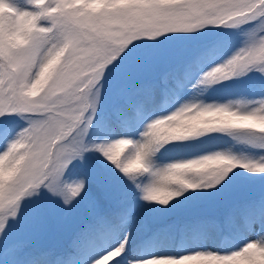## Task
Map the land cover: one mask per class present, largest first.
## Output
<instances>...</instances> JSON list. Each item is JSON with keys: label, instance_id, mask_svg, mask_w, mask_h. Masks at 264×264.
Here are the masks:
<instances>
[{"label": "snow or ice", "instance_id": "obj_1", "mask_svg": "<svg viewBox=\"0 0 264 264\" xmlns=\"http://www.w3.org/2000/svg\"><path fill=\"white\" fill-rule=\"evenodd\" d=\"M0 264H264V0H0Z\"/></svg>", "mask_w": 264, "mask_h": 264}, {"label": "trees", "instance_id": "obj_2", "mask_svg": "<svg viewBox=\"0 0 264 264\" xmlns=\"http://www.w3.org/2000/svg\"><path fill=\"white\" fill-rule=\"evenodd\" d=\"M24 0H17V3L23 4ZM215 35H225L222 33H216ZM228 42L224 49L223 55L217 58V61L224 59L227 55H230L231 52L239 46L240 44V35L235 31H229L226 33ZM255 77H249L247 79H238L235 82H225L221 85L212 86L207 94L206 98L208 102H212L213 100L218 102H227L228 100H237L238 98L251 97V93L253 91L251 85ZM252 98V97H251ZM100 194V193H99ZM155 227V225H153ZM70 233L65 232L61 236L50 235L38 240L35 244V247L47 246L50 244H64L67 242Z\"/></svg>", "mask_w": 264, "mask_h": 264}, {"label": "rangeland", "instance_id": "obj_3", "mask_svg": "<svg viewBox=\"0 0 264 264\" xmlns=\"http://www.w3.org/2000/svg\"><path fill=\"white\" fill-rule=\"evenodd\" d=\"M13 3H17V0H12ZM223 60V59H222ZM221 61V60H220ZM238 99H242V98H238ZM90 197L93 199H97L100 197L99 192L93 187L90 191Z\"/></svg>", "mask_w": 264, "mask_h": 264}]
</instances>
